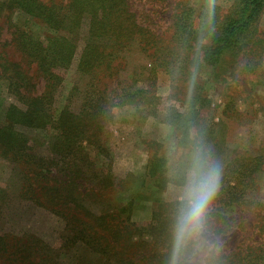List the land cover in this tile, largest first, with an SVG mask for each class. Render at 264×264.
I'll list each match as a JSON object with an SVG mask.
<instances>
[{"label":"trees","instance_id":"1","mask_svg":"<svg viewBox=\"0 0 264 264\" xmlns=\"http://www.w3.org/2000/svg\"><path fill=\"white\" fill-rule=\"evenodd\" d=\"M6 2L48 29L67 34L55 37L48 45L34 42L30 36L23 38L21 34L22 38L17 42L18 51L35 64V72L40 73L44 82L40 96L17 95L25 108L9 105L4 114L5 125H0V156L17 164L21 182L19 197L32 200L60 216L65 222L63 243L86 246L104 260L102 264H169L178 203L160 205L151 222L141 227L125 225L112 213L95 214L84 205L86 189L97 187L103 191L113 185L109 177H102V172L96 174L89 168L82 170L80 163H87L82 156L83 146L88 144L100 149L98 142L111 121L113 107H119L125 101L143 103L154 98L144 96L146 91L136 88V83L141 80L152 82L158 72L184 77L190 74L191 68L194 71L203 67L214 70L224 55L243 49L264 0H237L223 15H218L215 8L211 11L205 8L199 13L189 0H146L139 15L132 9L134 0ZM83 27L86 32L76 64V73L86 81L81 107L77 113L64 109L53 119L47 107L50 92L61 79L59 71L67 69L74 60L76 41ZM139 61L144 65L145 74L132 71L123 80L126 65ZM3 71L0 73L5 77ZM6 79L16 90L13 74L6 75ZM208 103L198 89L189 100L190 108L180 115L182 130L192 121L196 111ZM15 127L56 131L48 138L52 156L44 161L31 155L27 138ZM183 132L185 134L187 129ZM58 160L64 166L61 170L63 179L56 173ZM159 160L148 164V177L157 179L162 175L157 172L164 159ZM259 163H263V159L252 158L245 163L231 160L226 173L230 175L232 185L231 180L223 182L221 194L226 200L220 199L223 203L237 202L241 185L244 189L250 184L255 185L254 175ZM261 229L264 230V225L259 227L264 236ZM210 230L213 229L210 227ZM50 253L45 243L31 236H0V264H52L55 257ZM227 256L223 257L222 264H231ZM238 258L239 264H253L252 259L264 264V249L251 253L250 259L249 253H239Z\"/></svg>","mask_w":264,"mask_h":264},{"label":"rangeland","instance_id":"2","mask_svg":"<svg viewBox=\"0 0 264 264\" xmlns=\"http://www.w3.org/2000/svg\"><path fill=\"white\" fill-rule=\"evenodd\" d=\"M144 1L134 0L132 9L137 15ZM236 1L215 0V11L223 15ZM189 4L199 13L208 9L207 0H189ZM152 11L155 14V10ZM85 30L83 27L76 41L74 60L67 69L59 71L61 79L50 92L47 107L53 119L64 109L72 113L80 110L86 81L76 73V64ZM249 30L243 49L224 55L216 69L203 67L194 71L191 68L190 74L184 77L158 72L154 81L141 80L135 84L136 88L146 91L144 96L154 97L151 101H125L110 110L112 118L100 136V149L84 144L82 156L87 163L80 165H83L82 170L89 168L96 174L102 172V177H109L113 186L103 191L97 187L87 188L86 207L97 215L112 213L125 225L141 227L150 223L160 205L178 203L193 149L202 146L220 165V179L202 236L206 244L197 255L196 264H208L209 261L222 264L226 255L231 264H239V253H249L250 259L251 253L264 249V236L259 232V227L264 225V2ZM20 34L45 45L55 37L67 35L48 29L38 20L9 7L6 0H0V71L4 69L6 73L5 77L0 73V125H5L4 114L9 105L25 108L17 95L40 96L44 90L35 64L18 51ZM138 63L126 65L123 80L132 71L145 74L144 65ZM12 74L16 90L6 79V75ZM198 89L209 103L183 126L187 129L184 134L180 115L187 111L189 100ZM15 130L27 138L31 155L44 161L52 156L48 138L56 131L21 127H15ZM252 158L263 159L254 175L255 185L250 184L245 189L241 185L238 201L223 203L221 200L226 201L221 194L223 182L231 180L232 185L226 167L232 159L245 163ZM159 159H164L157 172L162 175L157 179L148 177V164ZM60 161L55 169L58 177L63 179L61 170L64 166ZM16 166L10 158L0 156V236H31L45 243L51 251L50 256L55 257L52 264H102L104 260L86 246L63 243L65 222L60 216L32 200L19 197L21 182ZM78 183L83 185L85 182ZM87 184L93 186L89 181ZM252 263L260 264L254 259Z\"/></svg>","mask_w":264,"mask_h":264},{"label":"clouds","instance_id":"3","mask_svg":"<svg viewBox=\"0 0 264 264\" xmlns=\"http://www.w3.org/2000/svg\"><path fill=\"white\" fill-rule=\"evenodd\" d=\"M207 7L209 11L214 9L215 0H207ZM219 179L220 165L202 146L195 147L178 197L169 264H196V257L206 244L202 236Z\"/></svg>","mask_w":264,"mask_h":264}]
</instances>
